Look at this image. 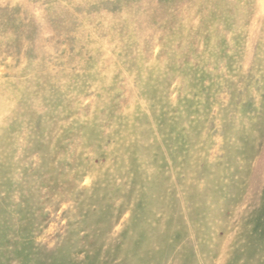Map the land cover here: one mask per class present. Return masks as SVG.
I'll use <instances>...</instances> for the list:
<instances>
[{"label": "rangeland", "instance_id": "obj_1", "mask_svg": "<svg viewBox=\"0 0 264 264\" xmlns=\"http://www.w3.org/2000/svg\"><path fill=\"white\" fill-rule=\"evenodd\" d=\"M0 264H264V0H0Z\"/></svg>", "mask_w": 264, "mask_h": 264}]
</instances>
